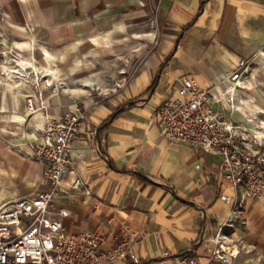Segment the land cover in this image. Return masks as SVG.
I'll use <instances>...</instances> for the list:
<instances>
[{"label": "crops", "instance_id": "1", "mask_svg": "<svg viewBox=\"0 0 264 264\" xmlns=\"http://www.w3.org/2000/svg\"><path fill=\"white\" fill-rule=\"evenodd\" d=\"M0 39L16 54L0 63V208L47 190L35 156L42 131L80 111L71 171L55 198L70 212L68 233L97 235L110 248L127 224L141 264H209L237 211L236 228H224L238 253L230 264H264V199L231 187L220 156L168 141L157 113L192 77L214 88L226 121L244 120L229 102L248 93L242 78L264 56V0H0ZM241 61L248 70L235 83ZM64 66L71 88L43 84L67 79Z\"/></svg>", "mask_w": 264, "mask_h": 264}, {"label": "built area", "instance_id": "2", "mask_svg": "<svg viewBox=\"0 0 264 264\" xmlns=\"http://www.w3.org/2000/svg\"><path fill=\"white\" fill-rule=\"evenodd\" d=\"M247 70L248 64L241 61L231 80L238 83ZM43 84L51 86L47 81ZM213 90L202 87L192 77L183 78L178 97L163 102L157 109L165 138L220 156L224 179L231 187L243 190L248 198L264 199V153L254 149L255 143L215 110ZM28 106L34 110L31 100ZM81 127L80 111L46 122L35 156L45 166L43 183L47 190L0 208V264H141L132 251L135 237L127 224L114 237L110 248L97 235L65 230L64 220L70 212L57 209L55 198L71 171L72 147ZM82 185V179L77 177L71 188L77 192ZM238 218L234 211L220 229L209 264H230L237 257V251L227 243L224 228L235 229ZM179 260L181 264H198L192 257Z\"/></svg>", "mask_w": 264, "mask_h": 264}, {"label": "rangeland", "instance_id": "3", "mask_svg": "<svg viewBox=\"0 0 264 264\" xmlns=\"http://www.w3.org/2000/svg\"><path fill=\"white\" fill-rule=\"evenodd\" d=\"M11 47L10 40L0 39V63L7 58L13 59L16 56L13 50H11ZM25 53L28 54L29 51H25ZM51 71L53 72L54 70L52 69ZM16 72L18 73L17 70ZM22 73L25 74V72ZM38 73L41 77L51 76V72L49 71L44 72L42 70H37L36 74ZM69 73L70 67L64 66V78H66ZM242 80L248 93L238 101H236L235 98H232L229 103L231 107H235V110L237 111L234 114V117H240L244 120L238 118L237 121L234 118H231V116H233L231 112V114H228V117L230 122L238 126L240 131L249 137L251 143H255L253 148L264 153V56L252 61L249 72L243 76ZM46 81L48 82V80H45L44 83ZM49 83H51V88L68 89L73 86L69 76L67 79H63V81L54 82L53 80ZM244 105L245 108H238L240 106L244 107Z\"/></svg>", "mask_w": 264, "mask_h": 264}, {"label": "trees", "instance_id": "4", "mask_svg": "<svg viewBox=\"0 0 264 264\" xmlns=\"http://www.w3.org/2000/svg\"><path fill=\"white\" fill-rule=\"evenodd\" d=\"M120 113H121V110L118 109V111H116V112L110 117V120L116 118Z\"/></svg>", "mask_w": 264, "mask_h": 264}]
</instances>
